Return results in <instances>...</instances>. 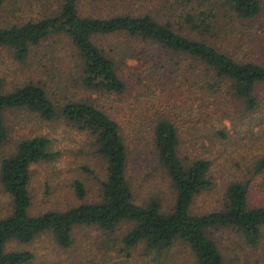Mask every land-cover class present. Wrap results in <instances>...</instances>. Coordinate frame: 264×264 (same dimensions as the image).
Returning a JSON list of instances; mask_svg holds the SVG:
<instances>
[{"label": "trees", "instance_id": "1", "mask_svg": "<svg viewBox=\"0 0 264 264\" xmlns=\"http://www.w3.org/2000/svg\"><path fill=\"white\" fill-rule=\"evenodd\" d=\"M146 1L165 5L163 10L169 6L168 15L157 18L142 12L140 5ZM5 2L0 0V8ZM51 5L54 10L40 19L0 26V47L11 50L15 61L24 63L42 42L63 37L76 69L72 83L94 94L121 96L126 85L118 76L119 66L130 60L145 66L153 59L148 53L156 49L176 62L190 61L171 74L195 89L193 98L206 117L200 135L204 147L228 140L225 123L235 120L221 112L219 99L237 107L240 121L264 126V61L235 52L239 44H248L251 33L242 27L260 15V0H55ZM105 6L111 8L109 15ZM109 36L126 41L106 51L96 40ZM233 39L239 44L229 52L222 40ZM58 93L65 96L55 101L44 84L32 81L5 91L0 78V145L7 141V111L25 110L45 122L63 119L88 135L94 156L104 162L103 177H94L99 196L88 200L84 184L77 180L71 189L80 204L31 215V167L50 164L59 154L45 136L19 141L13 153L0 160V185L10 199L9 213L0 218V264L31 263L32 252L9 248L30 245L42 235H49L57 249H74L80 228L95 235L78 247L75 264H264V202L252 198L255 190L264 193V154L251 159L248 178L224 188L217 208L193 214L194 198L213 187L212 163L181 158L179 128L159 116L146 141L174 191L173 204L163 212L155 197L143 204L135 201L121 126L92 99H76L63 88ZM218 232H225L229 243L217 238Z\"/></svg>", "mask_w": 264, "mask_h": 264}, {"label": "rangeland", "instance_id": "2", "mask_svg": "<svg viewBox=\"0 0 264 264\" xmlns=\"http://www.w3.org/2000/svg\"><path fill=\"white\" fill-rule=\"evenodd\" d=\"M11 1L14 0H6L0 8V26L40 19L42 14H49L55 8V5H51L55 0H49L48 4L47 0H16L17 5L14 7ZM24 1H29L31 5L27 6ZM260 1V15L242 27H246L244 31L251 33L247 46L234 39L222 40V44H229L226 47L229 52L239 44L238 51H235L237 56L264 61V0ZM163 7L165 5L158 2L146 1L140 5V10L163 18L169 6L166 10ZM103 8L106 14L111 13V8ZM85 9L87 8L82 7V11ZM125 41L122 36H109L96 40V43L108 51L110 47L119 46ZM71 53L67 41L57 36L32 49L24 63L15 61L11 50L0 47V78L3 80L4 90L10 91L32 81L44 84L51 99L55 101L65 96L58 93L60 88L76 99H92L96 106L122 128L128 147L127 176L135 201L139 204L155 197L160 202L161 210L165 212L174 200L169 179L156 165L151 147L146 141L151 123L159 116L168 118L179 128L181 158L188 157L189 161L203 158L212 163L209 176L213 187L194 198L191 206L193 214H202L217 208L224 188L232 181L248 178L247 165L253 157L264 154V126L254 127L249 120L240 121L242 118L237 107L223 99H219L221 112H227L235 119L225 123L229 139L218 141L210 148L202 145L200 135L206 117L199 105L200 101L193 98L195 89L190 90L181 76L177 78L171 74L180 66L183 68L190 64V61L176 62L177 59H172L171 55L151 49L148 56L153 59H147L145 66L134 60L119 66L118 76L125 83L126 92L121 96H109L79 90L72 83L76 69L72 68L74 63ZM201 115L203 116L200 117ZM4 118L7 141L0 145V160L13 153L19 141L35 136L51 139L52 150L59 154L50 164L41 163L31 167V215L46 209H67L80 204L82 201H78L71 189V184L77 180L84 184L87 199L97 200L99 185L94 177L102 178L105 166L100 158L94 156L86 133L78 132L63 119L45 122L25 110L7 111ZM262 194L263 196L255 190L252 198L264 202V193ZM9 202V196L0 185V218L9 213ZM123 229L124 227L121 230ZM94 235L91 230L78 229L75 233V248L66 251L57 249L49 235L40 236L30 245L21 248L12 246L9 249L32 252L34 259L29 264H75L76 258H72L76 257L78 247ZM217 238L223 242L227 238L229 243L225 232Z\"/></svg>", "mask_w": 264, "mask_h": 264}]
</instances>
